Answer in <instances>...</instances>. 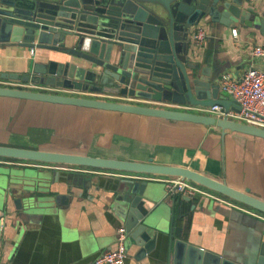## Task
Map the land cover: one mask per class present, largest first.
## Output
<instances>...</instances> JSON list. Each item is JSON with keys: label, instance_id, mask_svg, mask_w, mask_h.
<instances>
[{"label": "crops", "instance_id": "obj_1", "mask_svg": "<svg viewBox=\"0 0 264 264\" xmlns=\"http://www.w3.org/2000/svg\"><path fill=\"white\" fill-rule=\"evenodd\" d=\"M245 6L252 7L258 20L264 19V0H245ZM199 27L206 32L201 45L193 40ZM256 44L264 45L261 23L239 21L226 25L207 18L192 27L189 54L192 61L199 63V69L209 68L213 82L219 84L224 72L241 75L250 66L264 68V60L253 53ZM50 60H70L85 68L94 66L55 49L0 43V72L25 76L34 64L46 66ZM33 83L0 77V85L209 113L199 105L180 106L166 100L46 83L35 87ZM218 95L229 97L220 85ZM0 144L138 161L152 158L155 163L188 166L240 190L249 188L251 194L264 199V138L238 130L223 132L217 125L0 95ZM27 169L39 175L37 186L41 189L33 192L34 203L17 208L16 194L11 196L8 190L0 189V252L7 264H87L116 245L118 228L126 227V223L116 212L114 189L121 177L139 173L0 157V174L8 185L23 184L21 179ZM69 173L86 180L74 181ZM142 175L154 182V191L163 198L159 206L162 224L150 251L128 232L125 264H169L171 228L174 238L238 262L248 260L261 249L263 211L184 179L198 187L188 200L185 193L169 190L171 181L182 178ZM176 194L175 207L171 197Z\"/></svg>", "mask_w": 264, "mask_h": 264}, {"label": "water", "instance_id": "obj_2", "mask_svg": "<svg viewBox=\"0 0 264 264\" xmlns=\"http://www.w3.org/2000/svg\"><path fill=\"white\" fill-rule=\"evenodd\" d=\"M207 18L226 25L239 21L264 25V19L260 21L253 16V9L245 6V0H0V43L55 49L99 67L85 68L70 60H50L46 66L34 64L25 76L0 72V77L166 100L180 106L221 104L225 109H237L230 97L218 95L219 84L213 82L209 68L199 69V63L190 59L192 27ZM0 95L201 122L220 126L223 132L238 130L264 138L263 127L176 107L7 85H0ZM0 157L141 174L121 177L113 201L127 231L147 251L153 247L161 228L159 206L163 198L144 173L194 181L264 212V199L251 194L249 188L240 190L188 166L155 163L152 158L138 161L7 144H0ZM24 174L23 184L10 185L0 174L3 179L0 189L8 190L11 196L16 194L14 203L20 209L34 203L32 194L41 189L35 171L27 169ZM68 176L74 181L86 180L71 173ZM22 193L28 195L20 196ZM171 198L175 203V195ZM185 198L189 200L190 196ZM260 245L256 255L238 262L174 238L171 228L169 264H264V241Z\"/></svg>", "mask_w": 264, "mask_h": 264}, {"label": "built area", "instance_id": "obj_3", "mask_svg": "<svg viewBox=\"0 0 264 264\" xmlns=\"http://www.w3.org/2000/svg\"><path fill=\"white\" fill-rule=\"evenodd\" d=\"M233 33H237L236 28H233ZM205 36L204 28L199 27L193 35V40L197 45H201ZM253 53L264 60V45L256 44ZM32 85L44 87L38 83ZM219 85L229 94V97L237 105V109H225L221 104H212L202 106L201 110L264 128V68L250 66L241 75L224 72L219 80ZM176 185L177 188H175ZM169 190L170 192L179 190L192 197L197 193L198 187L184 179H177L170 182ZM127 254L128 231L122 225L118 228L116 245L100 252L87 264H125ZM0 264H7L1 252Z\"/></svg>", "mask_w": 264, "mask_h": 264}, {"label": "trees", "instance_id": "obj_4", "mask_svg": "<svg viewBox=\"0 0 264 264\" xmlns=\"http://www.w3.org/2000/svg\"><path fill=\"white\" fill-rule=\"evenodd\" d=\"M178 194V193H177ZM177 194L175 195V207H176V205H177V201H178V197H177ZM179 195V194H178ZM186 210H188V209H186Z\"/></svg>", "mask_w": 264, "mask_h": 264}, {"label": "rangeland", "instance_id": "obj_5", "mask_svg": "<svg viewBox=\"0 0 264 264\" xmlns=\"http://www.w3.org/2000/svg\"><path fill=\"white\" fill-rule=\"evenodd\" d=\"M28 170H32V169H28Z\"/></svg>", "mask_w": 264, "mask_h": 264}]
</instances>
